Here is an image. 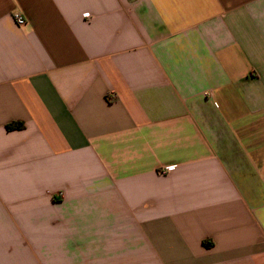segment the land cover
I'll list each match as a JSON object with an SVG mask.
<instances>
[{
    "label": "crops",
    "instance_id": "obj_1",
    "mask_svg": "<svg viewBox=\"0 0 264 264\" xmlns=\"http://www.w3.org/2000/svg\"><path fill=\"white\" fill-rule=\"evenodd\" d=\"M0 264H264V0H0Z\"/></svg>",
    "mask_w": 264,
    "mask_h": 264
},
{
    "label": "built area",
    "instance_id": "obj_2",
    "mask_svg": "<svg viewBox=\"0 0 264 264\" xmlns=\"http://www.w3.org/2000/svg\"><path fill=\"white\" fill-rule=\"evenodd\" d=\"M13 19L15 20L16 24L18 26H24L26 25V19L23 15L19 14V13H14L13 14Z\"/></svg>",
    "mask_w": 264,
    "mask_h": 264
},
{
    "label": "trees",
    "instance_id": "obj_3",
    "mask_svg": "<svg viewBox=\"0 0 264 264\" xmlns=\"http://www.w3.org/2000/svg\"><path fill=\"white\" fill-rule=\"evenodd\" d=\"M9 130H19L23 128V125H11L7 127Z\"/></svg>",
    "mask_w": 264,
    "mask_h": 264
}]
</instances>
